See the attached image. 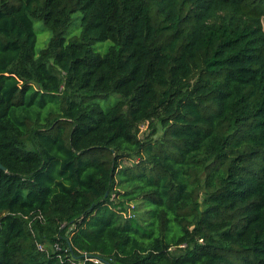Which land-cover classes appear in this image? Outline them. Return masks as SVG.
I'll list each match as a JSON object with an SVG mask.
<instances>
[{"label":"trees","instance_id":"1","mask_svg":"<svg viewBox=\"0 0 264 264\" xmlns=\"http://www.w3.org/2000/svg\"><path fill=\"white\" fill-rule=\"evenodd\" d=\"M263 18L0 0V264H264Z\"/></svg>","mask_w":264,"mask_h":264},{"label":"rangeland","instance_id":"2","mask_svg":"<svg viewBox=\"0 0 264 264\" xmlns=\"http://www.w3.org/2000/svg\"><path fill=\"white\" fill-rule=\"evenodd\" d=\"M79 20V14L74 15L73 18V22L70 24L69 30L72 31L74 29V27H76V24L78 23ZM34 30L36 33V37H37V42H36V51L38 52L39 50L43 49L46 45L47 39L49 38V33L46 32L45 30H43V26L40 22H34ZM262 25H263V29H264V18L262 19ZM72 34V33H70ZM108 43H104L103 44V49L100 50L99 49V45L98 46V50L104 52V50L106 49ZM142 136V134L140 135Z\"/></svg>","mask_w":264,"mask_h":264},{"label":"built area","instance_id":"3","mask_svg":"<svg viewBox=\"0 0 264 264\" xmlns=\"http://www.w3.org/2000/svg\"><path fill=\"white\" fill-rule=\"evenodd\" d=\"M39 250H42L43 248L39 245L38 246ZM58 250V248H56ZM67 261L69 262L68 264H86V263H92V264H105L103 263L101 260H99L98 258H94L91 256H87L84 255L82 260L79 262H75L73 259H67ZM60 262L64 264V260L62 258H60Z\"/></svg>","mask_w":264,"mask_h":264},{"label":"water","instance_id":"4","mask_svg":"<svg viewBox=\"0 0 264 264\" xmlns=\"http://www.w3.org/2000/svg\"><path fill=\"white\" fill-rule=\"evenodd\" d=\"M0 170H4L3 166L0 164ZM108 264V263H105Z\"/></svg>","mask_w":264,"mask_h":264}]
</instances>
